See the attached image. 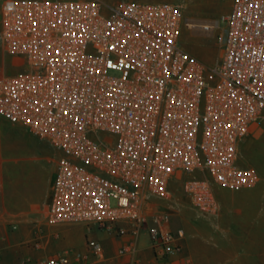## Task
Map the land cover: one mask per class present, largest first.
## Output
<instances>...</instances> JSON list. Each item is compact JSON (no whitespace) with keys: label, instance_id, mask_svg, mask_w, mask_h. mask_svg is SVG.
Returning a JSON list of instances; mask_svg holds the SVG:
<instances>
[{"label":"built area","instance_id":"obj_1","mask_svg":"<svg viewBox=\"0 0 264 264\" xmlns=\"http://www.w3.org/2000/svg\"><path fill=\"white\" fill-rule=\"evenodd\" d=\"M2 15V48L22 70L0 71V115L62 153L48 225L117 236L149 228L163 259L186 234L162 228L154 203L171 199L175 178L185 177L184 193L208 217L219 215L217 187L261 180L239 154L264 119V0H234L199 20L205 35L221 30L214 65L180 43L183 25L195 27L172 2L5 0ZM92 250L103 255L99 243ZM76 263L94 264L72 251L39 262Z\"/></svg>","mask_w":264,"mask_h":264},{"label":"crops","instance_id":"obj_2","mask_svg":"<svg viewBox=\"0 0 264 264\" xmlns=\"http://www.w3.org/2000/svg\"><path fill=\"white\" fill-rule=\"evenodd\" d=\"M259 175L261 180L251 187H217V217L202 218L180 207L158 211L162 228L186 233L181 250L161 259L155 255L149 228L117 236L87 224L48 225L46 211L22 201L27 193L36 194V182L22 185L15 203L14 192H7V173H0V264H39L64 251L87 256L94 264H264V179ZM8 183L12 189L14 183ZM96 243L103 247L102 256L94 255ZM125 247L134 249L132 255L120 256Z\"/></svg>","mask_w":264,"mask_h":264},{"label":"rangeland","instance_id":"obj_3","mask_svg":"<svg viewBox=\"0 0 264 264\" xmlns=\"http://www.w3.org/2000/svg\"><path fill=\"white\" fill-rule=\"evenodd\" d=\"M110 4L128 0H105ZM152 2H172L181 6L187 23L205 19H217L232 9L234 0H143ZM5 0H0V32L3 26L2 6ZM221 30L205 35L195 28L184 24L180 34V43L192 55L208 65L216 64L220 59L218 35ZM18 59L4 52L0 42V71L16 74L22 70L17 64ZM256 129L241 145L239 164L252 167L264 179V119L258 122ZM62 153L48 141L32 134L21 124H14L0 115V173H7V192H14L15 203H19L22 185L27 186L36 182V194H26L23 204L29 208L47 210L52 195V181L57 163ZM185 177L175 178L171 184L172 197L169 200H155L158 211L175 208L192 209L197 216L202 215L191 204L183 190ZM12 181V185L8 182ZM22 204V203H21Z\"/></svg>","mask_w":264,"mask_h":264},{"label":"bare ground","instance_id":"obj_4","mask_svg":"<svg viewBox=\"0 0 264 264\" xmlns=\"http://www.w3.org/2000/svg\"><path fill=\"white\" fill-rule=\"evenodd\" d=\"M201 23H203V22H202V21H196V22H193L192 24L194 25V27H195V29H196L197 31H200V29H199V25H200Z\"/></svg>","mask_w":264,"mask_h":264}]
</instances>
